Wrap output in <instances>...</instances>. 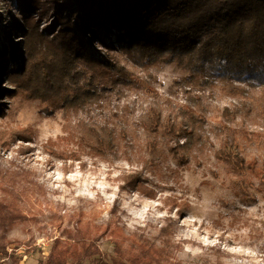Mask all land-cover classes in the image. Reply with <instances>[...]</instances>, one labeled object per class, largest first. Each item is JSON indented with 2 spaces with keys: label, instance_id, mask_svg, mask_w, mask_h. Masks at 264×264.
Returning <instances> with one entry per match:
<instances>
[{
  "label": "rangeland",
  "instance_id": "374dc122",
  "mask_svg": "<svg viewBox=\"0 0 264 264\" xmlns=\"http://www.w3.org/2000/svg\"><path fill=\"white\" fill-rule=\"evenodd\" d=\"M22 2L0 0V175L14 178L18 187L0 180V201L27 218L0 227V264H13L15 257L39 264L56 239L95 242L102 252L70 264L129 263L139 251L137 241L163 246L164 229L173 233V254L184 264H264V88L221 76L212 88L200 86L175 61L148 63L136 48L119 42L116 31L109 37L98 32L93 57L120 63L140 80L106 90L100 103L78 115L63 108L48 115V100L11 79L21 60H12L9 37L23 46ZM102 9L96 6L91 14L97 17ZM194 102L203 108L210 140L182 162L175 153L181 134L170 131L168 116ZM155 110L162 121L153 132ZM90 126L111 131L114 148L89 144ZM21 130L32 142L15 134ZM232 139L234 154L250 166L242 174L234 160L218 156ZM132 175L139 177L135 187L126 184Z\"/></svg>",
  "mask_w": 264,
  "mask_h": 264
},
{
  "label": "trees",
  "instance_id": "16d2710c",
  "mask_svg": "<svg viewBox=\"0 0 264 264\" xmlns=\"http://www.w3.org/2000/svg\"><path fill=\"white\" fill-rule=\"evenodd\" d=\"M22 1L24 25L18 24L24 33L23 46L18 47L9 37L8 47L12 60L20 58L21 65L13 66L11 79L37 93L35 97L48 100L45 108L48 115H54L60 108L67 114L78 115L88 104L100 103L106 90L140 80L120 63L93 57L90 48L98 32L109 37L116 31L119 42L136 48L148 63L175 61L188 69L192 82L200 86L212 88L221 76L264 88V0ZM96 6L103 8V13L94 17L91 10ZM50 12H53L50 23L41 30V22L48 19ZM21 48L24 53L20 52ZM234 88L236 94L246 96L241 89ZM242 102L244 107L251 108L247 101ZM195 103L198 102L170 110L168 116L170 131L179 130L181 134L175 153L182 162H187V154L196 148L205 149L210 140L205 130L206 118L200 112L203 108ZM2 108L0 105V112ZM161 121V111L155 110L150 129L157 131ZM90 131L93 143H88L93 147L114 148L111 131L95 126H90ZM15 134L32 142L26 130ZM235 149V140L226 141L218 156L234 160L235 172L242 174L250 166L242 154H234ZM262 175L264 182V167ZM0 178L7 188H18L14 178L6 180L1 175ZM137 182L139 177H126L130 187H135ZM18 210L0 201V227L10 228L26 220ZM162 232L167 237L163 246L157 248L148 239L137 241L139 251L130 262L116 264H184L173 254L175 245L170 239L173 233L169 229ZM49 252L39 264H70L73 259L89 261L102 253L95 242L80 245L60 239L53 242ZM118 252L121 253L119 247ZM22 260L15 257L13 264H21Z\"/></svg>",
  "mask_w": 264,
  "mask_h": 264
}]
</instances>
